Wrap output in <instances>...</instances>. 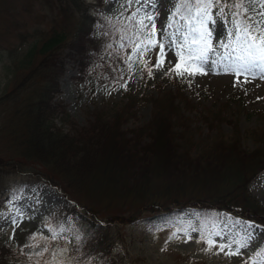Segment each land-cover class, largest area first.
<instances>
[{
    "label": "trees",
    "instance_id": "trees-1",
    "mask_svg": "<svg viewBox=\"0 0 264 264\" xmlns=\"http://www.w3.org/2000/svg\"><path fill=\"white\" fill-rule=\"evenodd\" d=\"M76 1L72 0L74 4L70 3L67 8L70 11L65 13L67 22L75 25L71 36L67 34L66 25L61 23L59 31L49 38L42 36L32 44L23 37L18 47L8 51L13 80L0 98V109L7 108L10 115L1 126L0 136L8 137L5 147L13 153L8 157L0 155V174L4 172L11 181L9 191L0 193V213L9 207L10 195L7 194L11 190L19 193L35 188L38 191L45 183L75 204L73 208L58 209L52 214L58 226L56 230L63 228L64 221L71 217L78 242L87 246L85 256L93 258L99 254L98 258L105 264H129L123 258L116 260L113 253L116 244L111 234L113 223L135 224L148 218L156 226L169 216L176 218L196 210L199 217L212 216L213 225H217L221 213L227 211L245 222L264 226V204L247 187L250 179L264 169L261 151L248 154L236 143L220 140L214 157L190 158L187 151L180 153L173 120L181 115L182 104L186 109L189 106L184 80L173 72L156 78L154 63L146 57L139 61H145L147 67L138 61L140 84L144 89L140 99L148 100L154 107L152 120L145 127L146 133L141 130L128 137L123 131L121 122L126 107L114 121H106L102 115H97L93 128L83 136L77 130V133H71L54 124L55 114L61 108V105L55 107L54 103L61 92L59 81L64 70L57 53L67 49V45L74 63L80 68V80L88 84L93 85L97 63L109 53L110 63L103 64L107 82L131 72L127 63L131 47L123 37L130 36L134 28L108 22L89 13L83 1ZM134 103V99H129L127 107ZM144 135L150 139L143 143ZM42 167H47V171L41 170ZM191 169L195 170L191 181L184 178L168 183L158 181L166 170L178 175L191 172ZM189 185H192L191 190H187ZM174 188H182L188 194L173 192ZM77 190L83 191L89 203L81 202L75 196ZM187 195H190L189 199ZM121 201L128 207L125 212L120 209L102 216L97 207L102 203ZM0 264H43V259L27 256L22 249L11 245H0Z\"/></svg>",
    "mask_w": 264,
    "mask_h": 264
},
{
    "label": "rangeland",
    "instance_id": "rangeland-1",
    "mask_svg": "<svg viewBox=\"0 0 264 264\" xmlns=\"http://www.w3.org/2000/svg\"><path fill=\"white\" fill-rule=\"evenodd\" d=\"M82 1L88 7L89 13L125 27L131 25L129 17L137 8L141 9L137 14L138 19L145 12L154 16L157 47L151 48L143 57L153 61L154 74L157 78L171 72L170 69L175 68L177 64L181 70L185 68L188 70L181 77L185 82V95L190 101L189 106L186 109L182 104L181 115H177L173 120L176 144L180 153L187 151L190 158L214 157L217 154V143L224 140L227 143H236L238 148L248 154L259 150L264 158V79H261L259 74L253 78L247 73L237 77L233 73L224 72L223 64L216 63L219 60L216 53L223 54L225 51L219 47L221 41L228 43L229 40H235L234 35L227 34L228 29L232 28L231 21L234 18L230 7L224 8L227 15L221 17L218 7L214 4L211 15L215 23L209 22L207 25L212 34V51L207 53V61L203 65H198L190 61H181L175 56V48L169 49L167 39L161 36L162 31L176 32L177 27L181 32L187 31L184 27L187 21L181 19L179 15L175 17L176 26L173 29L166 28L168 19L175 10L173 5L178 4L179 0H155L154 10L152 4L146 0H139L138 3L133 0L131 6L128 0ZM235 2L237 0H227L228 5ZM70 3H73L72 0H7V2L0 0V98L3 97L7 84L13 79L10 72L13 66L8 51L11 52L18 47L23 37L32 44L42 36L49 38L60 29L61 23L66 25L69 29L67 34L71 36L75 31V25L67 22L65 14ZM220 3L224 4L225 0H220ZM145 24L147 28L144 31L148 32L152 25L147 20ZM222 28L223 36L220 35ZM135 31L136 29L133 30ZM160 42L164 43V55L162 65L157 68L156 65L161 60V50L158 46ZM182 42L181 39L176 40V43ZM67 46V49H62L57 55L60 56L58 60L64 70L59 81L61 92L54 103L55 107L61 105V108L60 112L55 114L54 124L71 133L78 131L83 136L92 127V123L98 118L97 115H102L106 121H114L117 114L122 113L126 107L121 122L123 131L128 137L138 134L141 130L146 133L145 127L152 120L154 107L148 100L140 99L144 89L139 81L138 60L143 57L127 60L128 64L131 63L130 74L121 75L110 82H107L108 76L103 69V63L108 61V57L101 59L97 63V71L91 85L80 80V68L74 63L70 46ZM131 55L132 50L129 56ZM193 72L195 74H189ZM124 84L127 85L126 88L121 87ZM129 99L135 101L130 108L127 107ZM11 109L13 110V107ZM7 111V108L0 109V129L4 122L8 121L7 116L10 112L8 114ZM4 136H0V155L8 157L13 152L6 149V141L9 140L5 134ZM149 139L148 135H144L142 142ZM41 170L47 171V167H42ZM194 173L195 170L191 169V172L175 175L166 170L158 181L168 183L181 178L191 181ZM4 174V172L0 174V193L10 189V178ZM247 187L264 204V169L250 179ZM191 189L192 185H189L187 190ZM173 192L188 194L182 188H174ZM192 192L194 191L190 193ZM7 195H10L9 207L6 212L0 213L1 246L11 245L22 249L27 256L42 258L43 264H105L98 258L99 254H95L93 258L85 256V252H88L87 246L78 242L77 229L72 225L71 217L64 221V231H56V238L52 239L53 232L50 230L57 227L52 214L58 209L73 208L75 205L56 190L43 183L38 191L34 188L20 193L11 190ZM77 195L81 202L89 203L83 192L78 191ZM186 198L189 199L190 195ZM113 203H102L97 206L102 216L109 215L107 212L113 214L120 209L124 212L128 209L123 201ZM198 214L196 210H189L183 216L176 218L169 216L157 227H154L148 218L135 224L113 223L111 234L112 238L116 239L113 248L116 260L123 258L129 264H243L244 259L264 245L261 243L264 241V232L257 228L259 236L247 249L241 250L242 257L217 254L218 248L215 247L206 250L207 245L200 239L201 232L205 235L214 231L238 232L243 235L240 224L235 223L236 221L259 225L261 228L264 226L245 222L227 211L221 213L222 218L217 225H213L212 216L199 217ZM13 219L16 220L15 224L12 223ZM186 232L190 234L191 239L185 235ZM213 239L217 244L225 243L227 235L224 239L216 236H213ZM45 248L47 251H44Z\"/></svg>",
    "mask_w": 264,
    "mask_h": 264
},
{
    "label": "snow or ice",
    "instance_id": "snow-or-ice-1",
    "mask_svg": "<svg viewBox=\"0 0 264 264\" xmlns=\"http://www.w3.org/2000/svg\"><path fill=\"white\" fill-rule=\"evenodd\" d=\"M135 2L138 3L139 0H135ZM146 2L151 3L153 10L155 9V0H146ZM128 3L131 6L133 0H128ZM214 4L218 7L221 17L227 15L224 11L226 6L233 11L232 28L228 29L227 34L235 36V40H229L228 43L221 41L219 47L225 49V51L223 54L216 53L219 56V60L216 63L223 64L224 72L233 73L237 77L247 73L253 78L259 74L260 78L264 79V0H237L231 5L227 4V0H225L224 4H221L220 0H179L178 4L173 5L175 10L171 13L166 28L173 29L176 26L175 17L179 15L181 19L187 21V24L184 25L187 31L181 32L179 27L176 28V32L162 31L161 36L167 39L169 49L175 48V56L179 57L181 61H190L203 65L208 59L207 53L212 51V34L207 25L209 22L215 23L211 15ZM140 11L141 9L137 8L129 17V23L136 31L132 32L130 36L125 35L123 37V39L128 40L132 49V55L128 57L129 61H132L134 57H143L151 48L157 47L154 16L145 12L138 19L137 14ZM145 20L152 25L148 32L144 31L147 28ZM177 33H179V36H177ZM220 35H224L223 28ZM177 39H181L183 42L176 43ZM158 46L161 50V60L157 63V68L163 62L164 43L160 42ZM139 62L147 67V63L142 59ZM129 68H131V63H129ZM200 70L202 72V68ZM151 71L149 68V75H151ZM170 71L175 72L178 76H183L188 70L187 68L181 70L180 65L177 64ZM121 87L126 88L127 85L124 84ZM12 223L15 224L16 220L13 219ZM235 223L240 224L243 235L238 232L224 233L222 231H214L205 235L204 232H201L200 239L207 245L206 250H211L215 247L218 248L217 254L224 253L227 256L242 257L243 253L241 250L247 249L259 236L256 229L259 228L261 232H264V228L259 225L241 223L239 221ZM193 230L195 231L196 229ZM50 231L53 232L52 239H55L56 230L52 229ZM60 231L63 232L64 229L61 228ZM185 235L188 239H191L189 233L186 232ZM225 235H227L225 243L217 244V241L213 239V236L224 239ZM33 239H36V237H33ZM261 243H264V241H261ZM29 246L36 247V245ZM44 251H47V248ZM38 255L42 254L38 253ZM243 264H264V247H259L253 255L244 259Z\"/></svg>",
    "mask_w": 264,
    "mask_h": 264
},
{
    "label": "bare ground",
    "instance_id": "bare-ground-1",
    "mask_svg": "<svg viewBox=\"0 0 264 264\" xmlns=\"http://www.w3.org/2000/svg\"><path fill=\"white\" fill-rule=\"evenodd\" d=\"M4 1H5V0H4ZM77 1H78V0H77ZM77 1H76V2H77ZM6 2H7V0H6ZM10 2H11V1H10ZM10 2H9V3H10ZM38 2H39V1H38ZM73 2L75 3V1H73ZM4 4H6V3H4ZM11 4H12V3H11ZM14 4H16V3H14ZM14 4H13V5H14ZM29 4H30V3H29ZM43 4H44V3H43ZM62 4H65V3H62ZM78 4H79V3H78ZM9 5H10V4H9ZM84 5H85V4H84ZM29 6H30V5H29ZM61 6H62V5H61ZM64 6H65V5H64ZM69 6H70V5H69ZM71 6H72V5H71ZM3 7H4V6H3ZM3 7H2V8H3ZM5 7H6V6H5ZM7 7H8V5H7ZM12 7H14V6H11V8H12ZM78 7H80V6H78ZM84 7H85V6H84ZM9 8H10V7H9ZM67 8H68V7H67ZM69 8H70V7H69ZM82 8H83V7H82ZM27 9H28V8H27ZM70 9H72V8H70ZM76 9H77V8H76ZM78 9H79V8H78ZM80 9H81V8H80ZM2 10H3V9H2ZM9 10H10V9H9ZM72 10H73V9H72ZM82 10H83V9H82ZM87 10H88V9H87ZM6 11H8V8L6 9ZM63 11H65V10L63 9ZM63 11H62V12H63ZM67 11L69 12L70 10L68 9ZM72 12H73V11H72ZM77 12H78V11H77ZM84 12H85V11H84ZM75 13H76V12H75ZM78 13H79V12H78ZM86 13H87V11H86ZM66 14H67V13H66ZM69 16H70V15H69ZM72 16H73V15H72ZM73 17H74V16H73ZM73 17H72V19H73ZM87 17H88V16H87ZM93 17H94V16H93ZM67 20H68V18H67ZM13 21H14V19L12 20V22H13ZM72 21H73V20H72ZM12 22H11V25H12ZM8 23H9V22H8ZM76 23H77V21H76ZM12 26H13V25H12ZM8 27H9V25H8ZM9 28H11V26H10ZM12 28H13V27H12ZM6 29H7V28H6ZM57 30H58V29H57ZM7 31H8V30H7ZM7 31H6V32H7ZM11 31H12V30H11ZM58 31H59V30H58ZM58 31H57V32H58ZM62 31L64 32V29H63ZM62 31H61V32H62ZM8 32H9V31H8ZM12 32H13V31H12ZM65 32H66V31H65ZM12 34H13V33H12ZM12 34H10V35H12ZM54 34H55V33H54ZM2 35H3V34H2ZM43 35H44V34H43ZM47 35H48V34H47ZM56 35H57V34H56ZM20 36H21V33H20ZM63 36H64V35H63ZM22 37H23V34H22ZM65 37H66V36H65ZM58 38H59V37H58ZM25 39H26V38H25ZM37 39H38V38H37ZM44 39H45V37H44ZM39 40H40V39H39ZM64 40H65V39H64ZM64 40H63V43L65 44ZM64 44H63V45H64ZM66 45H67V44H66ZM31 47H33V45H32ZM29 49H30V48H29ZM52 51H53V50H52ZM57 54H58V53H57ZM12 56H13V55H12ZM12 56H11V57H12ZM51 56H52V55H51ZM54 56H56V55H54ZM52 57H53V56H52ZM53 58H54V57H53ZM14 59H15V58H14ZM10 61H11V60H10ZM48 61L50 62V60H48ZM13 63H14V62H13ZM44 63H45V62H44ZM54 63H55V62H54ZM15 64H16V63H15ZM48 64H49V63H48ZM48 64H47V65H48ZM17 65H18V64H17ZM19 65H20V63H19ZM40 65H41V64H40ZM47 65H46V66H47ZM80 65H82V64L80 63ZM42 66H43V64H42ZM54 66H55V65H54ZM17 68H18V66H17ZM47 68H48V67H47ZM47 68H46V69H47ZM54 68H55V67H54ZM58 68H59V66H58ZM58 68H57V69H58ZM18 69H19V68H18ZM39 69H40V68H39ZM8 70H9V69H8ZM23 70H24V69H23ZM42 71H44V70L42 69ZM46 71H47V70H46ZM46 71H45V72H46ZM50 71H51V70H50ZM52 71H53V70H52ZM56 71H57V70H56ZM10 72H11V71H10ZM22 72H23V71H22ZM45 72H44V73H45ZM14 73H15V72H14ZM18 73H21L20 70H19ZM48 73H49V71H48ZM57 73H58V72H57ZM57 73H56V74H57ZM50 74H51V73H50ZM50 74H49V75H50ZM42 75H44V74H42ZM46 75H47V74H46ZM54 75H55V74H54ZM60 75H61V74H60ZM50 76H51V75H50ZM91 76H92V75H91ZM24 77H25V76H24ZM49 78H50V77H49ZM41 79H43V78H41ZM51 79H52V77H51ZM12 80H13V79H12ZM17 80H18V79H17ZM53 82H54V81H53ZM10 83H11V82H10ZM14 83H15V82H14ZM11 84H12V83H11ZM57 84H58V83H57ZM48 85H49V84H48ZM15 86H16V85H15ZM52 86H54V85H52ZM16 87H17V86H16ZM26 88H27V87H26ZM49 88H50V87H49ZM55 88H56V87H55ZM53 89H54V87H53ZM57 91H58V89H57ZM54 93H57V92H54ZM49 113H50V112H49ZM51 113H52V112H51ZM53 113H54V112H53ZM47 115H48V114H47ZM92 128H93V127H92ZM86 130H87V129H86ZM88 131H90V130H88ZM93 131H94V129H93ZM89 133H90V132H89ZM89 133H87V134H89ZM93 135H94V134H93ZM80 136H81V135H80ZM96 138H98V136H97ZM84 139H85V138H84ZM98 140H99V139H98ZM92 141H93V140H92ZM94 142H95V141H94ZM92 143H93V142H92ZM176 148H177V147H176ZM176 154H177V153H176ZM178 156H179V155H178ZM178 156H177V157H178ZM180 157H181V156H180ZM133 158H134V157H133ZM66 172H67V171H66ZM66 178H67V177H66ZM77 183H78V182H77ZM75 185H76V184H75ZM78 186L81 187V185H79V184H78ZM82 186H83V185H82ZM78 188H79V187H78ZM81 188H82V187H81ZM83 189H84V187H83ZM85 189H86V187H85ZM77 191H78V190H77ZM82 192H83V191H82ZM78 194H79V193H78ZM80 194L82 195V193H80ZM80 194H79V195H80ZM111 195H112V194H111ZM75 196L78 197V196H77V192H76V195H75ZM108 196H110V194H108ZM112 196H113V195H112ZM79 197H80V196H79ZM110 197H111V196H110ZM112 199L114 200V196H113ZM158 201H160V200H158ZM158 201H157V202H158ZM111 203H112V202H111ZM117 203H118V202H117ZM151 203H152V202H151ZM113 204H114V203H113ZM148 204H149V203H148ZM158 204H159V203H158ZM116 205H119V204H116ZM116 205H115L114 207H116ZM146 205H147V204H146ZM109 206H110V205H109ZM159 206H160V205H159ZM110 207L112 208L113 206H110ZM141 207H142V206H141ZM139 208H140V207H139ZM149 208H150V207H149ZM149 208H148V209H149ZM151 208H152V207H151ZM157 209H158V208H157ZM172 209H173V208H172ZM150 210H151V209H150ZM153 211H154V210H153ZM159 211H160V210H159ZM172 211H173V210H172ZM180 212H181V211H180ZM162 213H163V212H162ZM169 213H170V212H169ZM175 213H176V212H175ZM179 214H180V213H179ZM159 215H160V214H159ZM162 218H164V217H162ZM151 221H152V220H151ZM107 222H108V221H107ZM157 222H159V221H157ZM105 224H106V223H105ZM107 227H108V226H107Z\"/></svg>",
    "mask_w": 264,
    "mask_h": 264
}]
</instances>
